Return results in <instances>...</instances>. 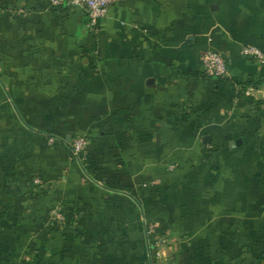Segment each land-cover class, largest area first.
Masks as SVG:
<instances>
[{"label": "crops", "instance_id": "obj_1", "mask_svg": "<svg viewBox=\"0 0 264 264\" xmlns=\"http://www.w3.org/2000/svg\"><path fill=\"white\" fill-rule=\"evenodd\" d=\"M247 45L264 55V0H116L96 28L67 0H0V264H148L160 240L174 264H264ZM49 136L86 137L84 163Z\"/></svg>", "mask_w": 264, "mask_h": 264}, {"label": "built area", "instance_id": "obj_2", "mask_svg": "<svg viewBox=\"0 0 264 264\" xmlns=\"http://www.w3.org/2000/svg\"><path fill=\"white\" fill-rule=\"evenodd\" d=\"M66 0H52L53 6H59ZM70 4L81 5L87 9L89 24L92 28H96L98 22L105 18L108 14L110 6L116 0H67ZM241 54L246 57H252L256 61L264 64L263 53L254 46H244L241 50ZM201 62L205 72L213 77L224 78L228 74V68L225 60L215 51L208 50L203 53ZM48 142L50 144L66 143L70 150L73 159L79 163L85 161V151L89 144V140L86 137H77L71 140L64 138H58L55 136H49ZM55 216L59 220H63L62 216L58 212H54ZM170 242L160 240L156 246L157 250L152 253L148 264H174L173 256L171 253H162L160 249L162 247H171L174 244Z\"/></svg>", "mask_w": 264, "mask_h": 264}]
</instances>
